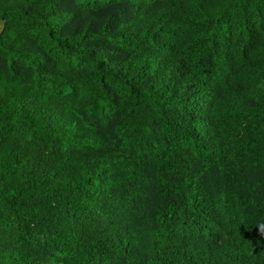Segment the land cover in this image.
Returning <instances> with one entry per match:
<instances>
[{"label": "trees", "instance_id": "1", "mask_svg": "<svg viewBox=\"0 0 264 264\" xmlns=\"http://www.w3.org/2000/svg\"><path fill=\"white\" fill-rule=\"evenodd\" d=\"M0 264H264V0H0Z\"/></svg>", "mask_w": 264, "mask_h": 264}]
</instances>
